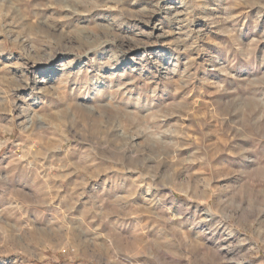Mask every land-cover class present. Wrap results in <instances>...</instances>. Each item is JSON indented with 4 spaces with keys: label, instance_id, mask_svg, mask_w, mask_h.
Wrapping results in <instances>:
<instances>
[{
    "label": "rangeland",
    "instance_id": "rangeland-1",
    "mask_svg": "<svg viewBox=\"0 0 264 264\" xmlns=\"http://www.w3.org/2000/svg\"><path fill=\"white\" fill-rule=\"evenodd\" d=\"M0 264H264V0H0Z\"/></svg>",
    "mask_w": 264,
    "mask_h": 264
}]
</instances>
